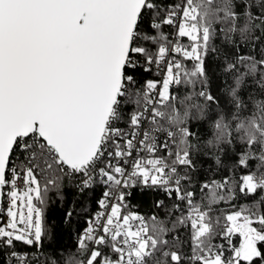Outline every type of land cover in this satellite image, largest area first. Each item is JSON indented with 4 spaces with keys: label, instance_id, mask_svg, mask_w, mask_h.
<instances>
[{
    "label": "trees",
    "instance_id": "obj_1",
    "mask_svg": "<svg viewBox=\"0 0 264 264\" xmlns=\"http://www.w3.org/2000/svg\"><path fill=\"white\" fill-rule=\"evenodd\" d=\"M181 26L195 34H181ZM170 45L169 68L175 79L162 115L174 140L164 158L189 162L186 176L205 234L196 236L180 220L173 197L134 189L120 204L117 217L123 221L140 213L149 226L147 256L134 264H200L191 252L225 245L227 217L236 214L249 218L250 234L258 237L257 257L239 264H264V0H147L124 66L118 120L108 128L127 127L151 98L155 74L132 60L154 57ZM10 166L36 180L31 202L40 233L38 238L30 235L29 241L0 236V264L14 252H33L41 264H81L107 185L95 181L76 187L67 167L36 135L16 141ZM241 176L261 177L262 182L249 188L246 180L242 189ZM205 182L212 183L210 188L199 191L198 185ZM79 235L81 246L75 241ZM244 238L234 235L235 248ZM120 256L111 244L99 243L89 264H126Z\"/></svg>",
    "mask_w": 264,
    "mask_h": 264
},
{
    "label": "water",
    "instance_id": "obj_2",
    "mask_svg": "<svg viewBox=\"0 0 264 264\" xmlns=\"http://www.w3.org/2000/svg\"><path fill=\"white\" fill-rule=\"evenodd\" d=\"M146 2L0 0V209L18 139L36 135L74 171L95 157ZM257 239L244 238L235 264L257 257Z\"/></svg>",
    "mask_w": 264,
    "mask_h": 264
},
{
    "label": "built area",
    "instance_id": "obj_3",
    "mask_svg": "<svg viewBox=\"0 0 264 264\" xmlns=\"http://www.w3.org/2000/svg\"><path fill=\"white\" fill-rule=\"evenodd\" d=\"M204 36L205 34L202 33L201 37ZM172 50L170 45L160 48L154 57L140 61L132 60L134 65L142 66L155 74L150 100L134 115L127 127L108 128L109 124H114L118 120L117 116L122 106L118 99L95 157L78 171L67 168V175L76 187H89L95 181L107 185L99 201L100 209L91 225L90 249L81 264H89L91 255L99 243L101 245L109 243L120 251L126 264L143 263L147 256L145 247L150 239L149 226L144 216L140 213H132L126 220L125 218L123 221L117 219L120 204L134 189L156 192L160 197H173L178 202L181 212L180 220L191 228L196 236L205 234L201 213L193 205V190L186 176L185 170L189 162L185 158L176 162L166 161L164 158L174 140V132L164 125L162 115V106L165 105L168 97L167 77L171 73L169 66L173 64L170 59ZM47 148L48 152L55 154V158L59 161L54 149ZM24 178V175L11 166L9 168L7 166L0 211L3 209L4 201L9 200V191L12 188H16L19 193L26 191L27 184ZM241 179L244 182L250 180L255 185H260L262 182L261 177L241 176ZM211 184L210 182L200 183L197 189L199 191L208 189ZM229 218L226 244L192 251L194 261L201 264L218 258L219 264H235L237 258L233 238L238 228L236 229L237 225L231 219L244 223L248 222L249 218L241 217L240 214ZM155 219H158L157 216ZM127 230L133 233L132 237L127 234ZM75 241L78 246H81L82 235L77 236ZM4 264H41V261L33 252H14Z\"/></svg>",
    "mask_w": 264,
    "mask_h": 264
},
{
    "label": "rangeland",
    "instance_id": "obj_4",
    "mask_svg": "<svg viewBox=\"0 0 264 264\" xmlns=\"http://www.w3.org/2000/svg\"><path fill=\"white\" fill-rule=\"evenodd\" d=\"M180 32L181 34H188L189 32L195 34L192 29L186 30L182 26L180 27ZM24 180L27 184L26 191L19 193L16 188H12L9 191V200L5 208L6 214L0 224V236L29 241L30 235L34 234V236L38 238L40 233L39 215L38 212L33 209L31 202L32 197L37 194V183L34 176H32V174L30 175L28 172L25 173ZM246 185L249 188L253 186L250 180L246 181ZM114 215H116L115 211ZM236 215H230L227 219ZM127 217L128 216L125 217V220ZM231 221L237 225L236 229H238L236 234L239 233L240 235H243L244 238V235H250V233H252V229L247 222L240 223V221H234V218H232ZM126 232L132 237L133 233H130L128 230ZM237 255L238 249L235 248V257H237Z\"/></svg>",
    "mask_w": 264,
    "mask_h": 264
},
{
    "label": "bare ground",
    "instance_id": "obj_5",
    "mask_svg": "<svg viewBox=\"0 0 264 264\" xmlns=\"http://www.w3.org/2000/svg\"><path fill=\"white\" fill-rule=\"evenodd\" d=\"M123 85V84H122ZM122 88V87H121ZM120 92H121V90H120ZM119 97V96H118ZM118 100V99H117Z\"/></svg>",
    "mask_w": 264,
    "mask_h": 264
}]
</instances>
